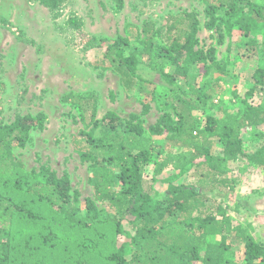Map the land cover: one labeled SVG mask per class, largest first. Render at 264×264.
<instances>
[{
	"label": "trees",
	"instance_id": "1",
	"mask_svg": "<svg viewBox=\"0 0 264 264\" xmlns=\"http://www.w3.org/2000/svg\"><path fill=\"white\" fill-rule=\"evenodd\" d=\"M35 1L54 10L63 0ZM242 7L247 8L245 13ZM218 11L224 16L217 18ZM205 15V28L213 33L218 46L224 40V25L229 32L238 26L247 33L248 24L264 16V5L254 0H220L216 6L206 3ZM157 33L150 26L143 28V53L149 59ZM197 33L192 15L169 17L163 30L166 45L158 55L168 58L174 71L151 67L153 80L139 73L138 52L126 53L127 39L118 38L107 47L106 56L124 89L131 90L137 82L163 89L164 104L172 117L161 116L146 131L140 117L134 115L122 126L110 112L95 122V126L110 128V140L94 141L91 134L80 133L89 151L78 148L77 152L81 161L91 163L95 195L94 200H86L83 216L79 193L72 191L67 177L59 178L43 166L38 172H26L14 158L13 144L23 146L31 129L43 128L44 115L18 116L10 125H0V264H264V244L247 235L244 226L233 224L227 206L207 196L214 193L224 198L233 191L227 178L231 164L247 159L254 168L264 170V144L248 154L243 141L244 131L264 125V107L248 101L257 88L264 89V65L253 70L242 107L237 111L221 107L219 114H212L220 81L196 86L191 70L209 60L221 72L227 70L216 61V48L207 52L195 49ZM259 51L264 57V41ZM257 52L254 47L250 55L257 57ZM72 98L69 95L63 101ZM142 107V115H146L149 107ZM193 111L203 114L202 127L192 117ZM163 123L171 128L166 140L177 145V152L162 154L153 141L163 133ZM213 141L221 143V154L211 153ZM153 155L158 160L151 181L167 185L164 193L153 188L148 193L140 191L143 172ZM167 171L174 173L159 180ZM197 172L200 177L193 184H174ZM104 201L112 211L98 208L97 203ZM243 208L247 209L236 202L231 210L240 214ZM125 219L132 232L124 230ZM121 235L128 241L118 245ZM229 239L240 243V260L228 256ZM130 247L136 251L127 258Z\"/></svg>",
	"mask_w": 264,
	"mask_h": 264
},
{
	"label": "rangeland",
	"instance_id": "2",
	"mask_svg": "<svg viewBox=\"0 0 264 264\" xmlns=\"http://www.w3.org/2000/svg\"><path fill=\"white\" fill-rule=\"evenodd\" d=\"M218 1L63 0L56 9L50 10L35 0H0V125H10L18 116L43 114L45 117L43 128L31 129L23 146L13 144L15 160L26 172H38L43 166L59 178L67 177L72 191L79 193L83 216L86 200H94L95 195L91 163L81 161L77 152L78 148L89 151L81 142L84 138L80 133L91 134L94 141L110 140V128L95 126V122H100L110 112L117 116L122 126L131 121L132 116L140 117L146 131L161 116L172 117L171 110L164 104L163 89L143 82H137L131 90L124 89L115 66L106 56L107 47L118 38L127 39L126 53L138 52L139 73L146 79L155 77L151 67L173 73L174 67L168 58L164 60L158 55L159 49L166 45L163 30L170 16L192 15L198 24L195 49L207 52L216 48V61L227 70L221 72L210 60L191 70L196 86H210L220 81L211 113L219 114L221 107L237 111L251 88L249 81L253 70L264 65L259 51L264 41V16L249 23L247 33L238 26H233L229 32L224 25V40L217 46L213 33L205 28L208 20L205 8L206 3L216 6ZM254 2L264 5V0ZM242 11L245 13L247 8L242 7ZM222 16L223 12L218 11L216 17ZM145 26H150L154 33L159 31L151 59L143 53ZM254 47L258 49L257 57L250 55ZM177 81L187 90L182 78L178 77ZM69 95L72 100L63 101ZM263 95L264 89L257 88L248 101L264 107ZM142 105L149 107L146 115H142ZM192 117L199 119L200 127L204 125L203 114L193 111ZM162 127L163 133L153 138L154 143L162 154L177 152V145L166 140L172 133L171 128L166 123ZM243 141L246 153L257 150L264 144V125L244 131ZM221 152V143L213 141L211 153ZM157 160V155H153L151 164L143 172L142 193L151 192L150 188L160 193L167 190V185L151 181ZM231 166L227 178L233 191L224 198L214 193L207 196L227 206L233 224L244 226L247 235L264 244V170L254 168L247 159ZM173 173L167 171L158 179L163 180ZM199 173L188 174L174 184L191 185L198 180ZM236 202L247 209L235 214L231 209ZM97 204L105 213L112 211L106 201ZM128 220H123L122 226L125 231L132 232ZM126 241L122 235L117 238L118 245ZM229 241L228 256L240 260L243 252L240 243ZM135 251L130 247L127 258Z\"/></svg>",
	"mask_w": 264,
	"mask_h": 264
}]
</instances>
